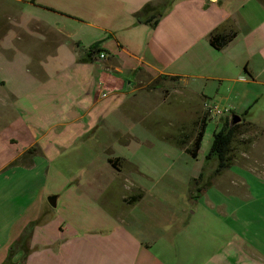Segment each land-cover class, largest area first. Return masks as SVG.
<instances>
[{
	"label": "crops",
	"instance_id": "0c3cea01",
	"mask_svg": "<svg viewBox=\"0 0 264 264\" xmlns=\"http://www.w3.org/2000/svg\"><path fill=\"white\" fill-rule=\"evenodd\" d=\"M150 2L0 0V264H264L261 141L190 196L225 120L264 128V2L175 0L155 26ZM205 116L195 159L171 139Z\"/></svg>",
	"mask_w": 264,
	"mask_h": 264
},
{
	"label": "trees",
	"instance_id": "16d2710c",
	"mask_svg": "<svg viewBox=\"0 0 264 264\" xmlns=\"http://www.w3.org/2000/svg\"><path fill=\"white\" fill-rule=\"evenodd\" d=\"M175 0H158L156 3L146 4L142 10L137 14V18L146 23H152L155 26L158 23V20L162 15L172 6ZM264 2V0H261ZM228 29L223 28L217 29L212 32L209 36L210 44L217 50L224 49L229 45L237 36L238 30L231 21L226 23ZM99 52L98 50L92 51L89 54L91 58L94 53ZM162 79H169L168 77H162ZM173 79V78H170ZM247 112L243 115L242 121L238 124L233 125L230 119H227L223 122L221 128L215 132L213 137V142L211 148L206 156V161H215L217 163L216 168L213 172H208V167L205 165L202 172L198 178L192 179L190 184V196L195 194L200 195L213 184V180L220 176L225 170L229 169L240 151V147L246 146L249 144L248 141L240 139V136L247 135L251 131H264L263 128L259 127L252 122L246 120ZM208 124V118L205 116L203 120L196 124V132L187 136L186 138H172L171 142L178 146L179 148L185 149L193 158H198L199 152L202 147L204 135L206 133V128ZM252 136L249 140L252 141ZM250 141V142H251ZM34 153V148L27 151V155H32ZM114 165H117V161L113 162ZM142 197V194L134 195L126 199V203L134 204L139 201ZM46 214L42 215V218ZM29 237V228L26 229L24 234L17 240L15 247L24 248V244L28 243ZM13 253V248L12 252Z\"/></svg>",
	"mask_w": 264,
	"mask_h": 264
},
{
	"label": "rangeland",
	"instance_id": "374dc122",
	"mask_svg": "<svg viewBox=\"0 0 264 264\" xmlns=\"http://www.w3.org/2000/svg\"><path fill=\"white\" fill-rule=\"evenodd\" d=\"M2 26H4V19H3V17L0 15V33L1 32H3V27ZM0 76H1V73H0ZM183 98H184V96H182ZM186 100H187V98H186ZM181 102H182V99L180 98V97H178V98H176L175 100H173L172 101V103H171V105L169 106V105H166V107H173L174 106V104L176 105V106H180L181 108H182V104H181ZM165 107V108H166ZM209 106H207V107H205V110L206 111H208L209 112ZM257 108V107H256ZM219 109H221V108H219ZM222 110V109H221ZM253 110H256L255 108L253 109ZM212 114V113H211ZM231 115V114H230ZM234 115H237V114H234ZM234 115H232V116H234ZM232 116H231V118H232ZM242 117V116H241ZM199 123V122H198ZM187 124L188 125H190V122H187ZM197 124V123H196ZM254 124V123H253ZM211 125H213V126H215V124H211ZM257 125V124H256ZM260 127V126H259ZM262 128V127H261ZM264 129V128H263ZM196 127H194V130H193V132L195 133L196 132ZM253 137L252 138V141L251 140H249L250 139V137ZM240 139H242V140H245V141H248L249 142V144L248 145H246V146H243V147H240V151H239V153H238V156H240L242 153H245V152H249L250 150H251V148H253L252 146L254 145V144H256V143H259L260 141V144H259V148L263 151L264 150V131L263 132H261L260 130H258V131H256V130H254V131H251V132H249L247 135H244V136H240ZM251 141V142H250ZM242 189V188H241ZM235 191H241L240 189H239V187H235ZM243 191V190H242ZM264 192V191H263ZM243 193H244V191H243ZM204 202V204L206 203V201H203ZM195 211H197L201 216H203V219H205V216H207V214H208V209H207V206H205V205H203V203H194V206L192 207V212H195ZM201 218V217H200ZM210 220H213L212 221V223H210L211 225H213V226H216L217 228H221L222 226L224 227V224H223V219L221 218V216H219V215H216V216H212V218H210ZM223 229V228H222ZM239 235V237H241L242 236V234H236L235 235V237L236 236H238ZM218 236V240H222V239H225L224 238V236H225V233H223V232H219V234L217 235ZM205 239V238H204ZM236 241H237V239H236Z\"/></svg>",
	"mask_w": 264,
	"mask_h": 264
},
{
	"label": "water",
	"instance_id": "95a60500",
	"mask_svg": "<svg viewBox=\"0 0 264 264\" xmlns=\"http://www.w3.org/2000/svg\"><path fill=\"white\" fill-rule=\"evenodd\" d=\"M241 121H242V117H241L240 115H234V116H232V118H231V123H232L233 125L238 124V123H240ZM54 200H55V199H54ZM54 200H50V203H51L53 206L56 205V203H55Z\"/></svg>",
	"mask_w": 264,
	"mask_h": 264
},
{
	"label": "built area",
	"instance_id": "2783aa9c",
	"mask_svg": "<svg viewBox=\"0 0 264 264\" xmlns=\"http://www.w3.org/2000/svg\"><path fill=\"white\" fill-rule=\"evenodd\" d=\"M100 56H101V58L105 57L104 54H101ZM208 109H209V112L214 114L215 116L222 115V111L218 107L209 106Z\"/></svg>",
	"mask_w": 264,
	"mask_h": 264
}]
</instances>
